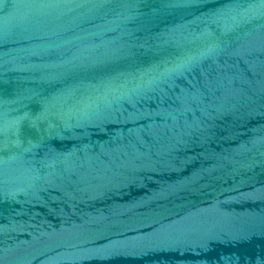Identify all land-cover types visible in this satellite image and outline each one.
I'll use <instances>...</instances> for the list:
<instances>
[{"label": "water", "instance_id": "water-1", "mask_svg": "<svg viewBox=\"0 0 264 264\" xmlns=\"http://www.w3.org/2000/svg\"><path fill=\"white\" fill-rule=\"evenodd\" d=\"M0 264H264V0H0Z\"/></svg>", "mask_w": 264, "mask_h": 264}]
</instances>
